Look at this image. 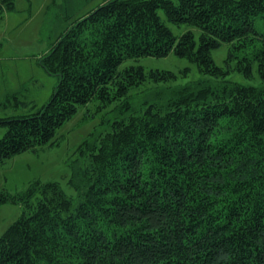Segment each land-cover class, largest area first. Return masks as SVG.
Returning <instances> with one entry per match:
<instances>
[{
    "label": "trees",
    "instance_id": "16d2710c",
    "mask_svg": "<svg viewBox=\"0 0 264 264\" xmlns=\"http://www.w3.org/2000/svg\"><path fill=\"white\" fill-rule=\"evenodd\" d=\"M15 0H0V19ZM175 26L173 33L160 18ZM264 0H104L41 57L57 76L34 112L0 118V163L53 144L77 107L125 98L129 115L84 140L70 179L73 206L57 181L35 180L0 204L20 216L0 235V264H264ZM228 44L224 66L212 50ZM173 53L212 79L171 88L135 110L144 83L185 74L128 59ZM231 71L259 84L224 80ZM78 175V176H77ZM33 199H35L33 201Z\"/></svg>",
    "mask_w": 264,
    "mask_h": 264
},
{
    "label": "rangeland",
    "instance_id": "374dc122",
    "mask_svg": "<svg viewBox=\"0 0 264 264\" xmlns=\"http://www.w3.org/2000/svg\"><path fill=\"white\" fill-rule=\"evenodd\" d=\"M104 0H15V10L5 12L0 19V118L20 116L34 112L52 94L57 76L47 71L41 57L58 37L78 18L84 16ZM162 21L179 34L186 27L168 22L159 10ZM257 29L264 26L260 20ZM228 44L211 52L214 62L224 66ZM142 65L145 69H165L185 74L175 81L155 84L146 82L130 89L126 98L135 110L147 103L161 102L169 97L171 88L191 81L212 79L201 73L197 66L185 58L169 53L164 57H140L124 61L119 68ZM224 80L243 85L259 84L254 74L246 78L236 71L229 72ZM125 98L102 104L93 99L79 105L76 112L59 126L53 144H45L33 151H24L0 163V191L16 193L25 190L35 180L57 181L75 206L79 197L70 179L77 180L75 169L83 166L85 153L79 146L84 140L97 137L110 130L115 120L129 115L124 110ZM6 128L0 125V137ZM78 176V175H77ZM35 199H33L34 201ZM18 203L0 204V235L21 214Z\"/></svg>",
    "mask_w": 264,
    "mask_h": 264
}]
</instances>
